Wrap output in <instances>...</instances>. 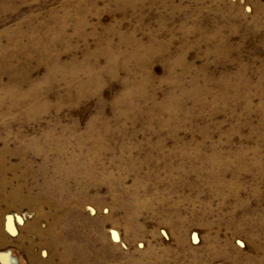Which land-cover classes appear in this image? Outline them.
Wrapping results in <instances>:
<instances>
[{"label": "rangeland", "instance_id": "374dc122", "mask_svg": "<svg viewBox=\"0 0 264 264\" xmlns=\"http://www.w3.org/2000/svg\"><path fill=\"white\" fill-rule=\"evenodd\" d=\"M139 1L0 5V264H264V0Z\"/></svg>", "mask_w": 264, "mask_h": 264}, {"label": "bare ground", "instance_id": "6f19581e", "mask_svg": "<svg viewBox=\"0 0 264 264\" xmlns=\"http://www.w3.org/2000/svg\"><path fill=\"white\" fill-rule=\"evenodd\" d=\"M7 1H9V0H0V5L2 4V5H4V3L5 2H7ZM88 2H89V4H90V8H91V11L92 10H94V11H96V13H98V9H97V7H96V5H97V3L98 2H100V1H102V2H107V3H109V4H114V5H125V3L128 1V0H87ZM131 2H132V4H133V6H135L137 3H139L140 1L139 0H131ZM80 11L81 12H86L87 11V8H82V9H80ZM1 187V186H0ZM13 196H11V199L12 198H14V196H15V198L18 196L17 195V193L14 191L13 193Z\"/></svg>", "mask_w": 264, "mask_h": 264}]
</instances>
